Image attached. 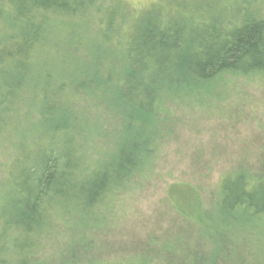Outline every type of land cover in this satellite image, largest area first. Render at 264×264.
Here are the masks:
<instances>
[{"label":"rangeland","instance_id":"374dc122","mask_svg":"<svg viewBox=\"0 0 264 264\" xmlns=\"http://www.w3.org/2000/svg\"><path fill=\"white\" fill-rule=\"evenodd\" d=\"M109 1L122 8L125 20L115 33L126 39L135 20L154 5H161L166 14H176L186 12L181 3L192 0ZM98 25L97 17L53 20L47 37L42 40L41 36L38 41L39 54L34 55L37 61L29 62L30 71L44 70L47 79L52 73L56 83L72 84L84 78L83 71L90 62L81 57L99 40L103 30L99 32ZM185 27L186 23L182 31ZM199 31L193 30L190 36L195 37ZM180 34H168L167 38H181ZM111 36L115 38L114 31ZM120 67L122 63L109 68L110 78ZM39 76L42 75H31V82L38 81ZM92 76L94 80L99 78L94 73ZM29 82L24 90H33ZM79 89L82 87L77 83L63 91L73 93ZM104 97L97 92L70 97L75 107L71 114L81 124L88 120L89 130L73 129L82 160L90 164L112 157V138L117 128L124 126L120 116L109 112L120 98L114 96L109 110L102 105ZM27 98L29 104L8 103L7 119L11 120L0 124V249L6 244L2 226L10 217L12 199H17L12 168L18 159L21 166H32V154L48 144L46 131L50 128L38 107L43 99L37 93ZM65 115L72 117L69 112ZM124 118L126 122V108ZM139 123L147 133L152 132L148 133L146 163L130 175L120 190L110 192L90 211L48 203L37 229L29 236L33 246L27 249V230L35 227L39 212L27 205L21 181L19 258L34 255L36 260L28 258L26 264H53L69 251L84 258L86 264H133L142 252L154 248L155 260L161 264H173L180 253L195 254L191 257L193 264H264V214H242L238 210L224 213L217 209L222 184L230 174L242 171L252 184L264 181V73L226 74L202 89L162 90L158 105ZM87 134H91L90 139ZM235 183L240 184L232 181L229 185ZM174 185L199 189L214 218L202 223L191 218L195 224L185 220L175 210L178 197L174 202L169 198V189ZM215 228L217 231L212 230ZM5 249L7 252L8 247ZM14 261L17 258L12 257Z\"/></svg>","mask_w":264,"mask_h":264},{"label":"trees","instance_id":"16d2710c","mask_svg":"<svg viewBox=\"0 0 264 264\" xmlns=\"http://www.w3.org/2000/svg\"><path fill=\"white\" fill-rule=\"evenodd\" d=\"M181 5L186 12L176 14H166L161 5H154L135 20L128 38L124 39L115 33L125 20L122 8L115 1L0 0V124L2 121L8 124L11 120L7 119L8 103H28L27 95L37 93L43 99L41 104L38 103L39 115L50 128L46 131L49 135L47 147L32 154L33 165L21 166L18 159L12 168L17 199H12L10 217L2 226L6 244L0 249V264H26L28 258L36 260L34 255L19 258L21 208L18 186L21 181L27 205L39 212L35 227L27 230L24 244L27 249L33 246L29 236L37 229L48 203L90 211L110 192L120 190L130 175L146 163L148 133L152 132L147 133L139 121L149 117L158 105L162 90L202 89L226 74L264 73V0H192ZM81 16L97 17L99 32L103 30L96 45L90 46L81 57H87L89 60L86 61L90 62L83 71L84 78L78 82L74 80L72 84L65 81L56 83L52 80V73L47 79L44 70L33 68L30 71L29 62L37 61L34 55L36 52L39 54L38 41L41 36L42 40L47 37L50 23L55 19ZM150 16L152 19L147 20ZM195 29L200 31L191 37L190 32ZM112 31L117 40L112 38ZM179 33L183 35L181 38H167L168 34ZM120 63L122 67L110 78L109 68ZM47 70L53 71L51 68ZM93 73L99 78L94 80ZM35 74L42 76L31 82V75ZM54 79H58L55 74ZM28 80L34 91L24 90ZM77 83L82 89L73 93L63 91ZM59 91L62 92L57 95ZM96 92L105 96L102 105L109 110L114 96L120 98L109 112L115 117L120 116L124 126L117 128L112 138V157L90 164L82 160L74 132L76 128L89 130L88 120L81 124L80 119L71 114L75 107H72L70 97L77 93L88 96ZM83 102L85 106L86 101ZM98 104L101 106L100 101ZM68 112L72 117L65 115ZM87 138L90 139L91 134H87ZM238 173L225 178L217 209L224 213L238 210L242 214H264V181L257 180L252 184L246 173ZM232 181L240 184L229 185ZM169 191L170 200L174 202L178 197L175 210L185 220L195 224L191 218L196 217L200 223L212 219L213 212L210 213L199 189L174 185ZM227 215L224 217L230 219ZM212 230L217 231L216 228ZM218 237H221L219 233ZM61 240L68 241L65 238ZM156 254L157 250L150 248L142 252L133 264H161L155 260ZM12 257L17 261L12 262ZM191 257L194 258L195 254L180 253L173 264H193ZM85 262L80 255L67 251L53 264Z\"/></svg>","mask_w":264,"mask_h":264}]
</instances>
